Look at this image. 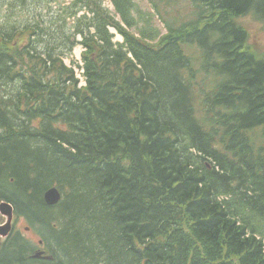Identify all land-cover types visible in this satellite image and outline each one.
I'll use <instances>...</instances> for the list:
<instances>
[{"label":"trees","instance_id":"obj_1","mask_svg":"<svg viewBox=\"0 0 264 264\" xmlns=\"http://www.w3.org/2000/svg\"><path fill=\"white\" fill-rule=\"evenodd\" d=\"M53 1L0 0V198L44 229L39 262L264 264V54L237 21L264 0H78L72 27ZM11 241L0 261L32 264Z\"/></svg>","mask_w":264,"mask_h":264},{"label":"rangeland","instance_id":"obj_2","mask_svg":"<svg viewBox=\"0 0 264 264\" xmlns=\"http://www.w3.org/2000/svg\"><path fill=\"white\" fill-rule=\"evenodd\" d=\"M63 3H59L58 1H53L48 5L46 8H44L43 13H45L47 16H51L52 14H58L62 19L63 22L65 23L66 26L72 27L77 25L76 18L79 17L81 14H83V9H82V3L79 2L78 0H62ZM135 3L139 6L140 8L142 7V11L148 13L147 10L151 11V6L150 2L148 0H135ZM176 3V2H175ZM102 6L107 9H111L112 6L110 4L109 0H103ZM175 6V4L173 5ZM32 9V6H31ZM177 12H171L169 10V15L168 17H176V18H183L185 19H190L193 13L192 7L185 1L181 0V2L178 4V6L175 8ZM154 14V13H153ZM23 15L27 18V14L23 12ZM34 15L33 10L29 12V19H31ZM142 15V14H141ZM171 19V18H170ZM18 22H20V17H17ZM237 21L242 27H244L247 30L248 33V44L252 46V48L262 54H264V23L260 20L254 19L250 14L248 15H243L239 16L237 18ZM6 20L3 16V11L0 10V23L4 25V28H11L13 25H9L5 23ZM154 24H156L158 27L162 28V31H164L162 27L161 21L155 16L153 20ZM118 39L119 36L117 37ZM80 38L77 37L76 41H79ZM79 44H76L72 47L71 49V56L76 57V59L79 56V52L81 48L79 47ZM70 60L69 56L64 57V62L65 64H68ZM78 60V59H77ZM0 220L4 221V216L0 215ZM20 222V226H17L15 228V236L20 237L24 240L22 244L24 246H27L30 251H28L26 255L31 253L35 249H43V245L40 243V237L45 234L44 229L42 227H37L35 229V232L33 230L25 229L26 224L24 220L23 221H18ZM36 233V235H35ZM30 260V259H28ZM32 264H38L36 260H32Z\"/></svg>","mask_w":264,"mask_h":264},{"label":"water","instance_id":"obj_3","mask_svg":"<svg viewBox=\"0 0 264 264\" xmlns=\"http://www.w3.org/2000/svg\"><path fill=\"white\" fill-rule=\"evenodd\" d=\"M60 198V193L56 187H51L47 189L44 193V199L45 202L48 205H53L58 202ZM12 207L9 203H6L4 201L0 202V213L4 214V221L0 223V236H3L4 238L7 237L11 224L13 221V212H12ZM34 258H48V256H43L42 252L36 251L33 255Z\"/></svg>","mask_w":264,"mask_h":264},{"label":"bare ground","instance_id":"obj_4","mask_svg":"<svg viewBox=\"0 0 264 264\" xmlns=\"http://www.w3.org/2000/svg\"><path fill=\"white\" fill-rule=\"evenodd\" d=\"M21 193V192H20ZM51 251V250H50ZM13 264H16V263H14V262H12Z\"/></svg>","mask_w":264,"mask_h":264}]
</instances>
